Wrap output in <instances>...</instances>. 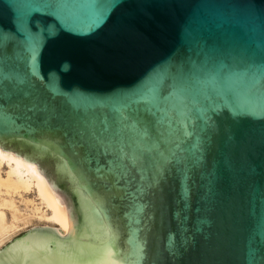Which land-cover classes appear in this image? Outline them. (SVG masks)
I'll list each match as a JSON object with an SVG mask.
<instances>
[{
	"label": "water",
	"instance_id": "1",
	"mask_svg": "<svg viewBox=\"0 0 264 264\" xmlns=\"http://www.w3.org/2000/svg\"><path fill=\"white\" fill-rule=\"evenodd\" d=\"M0 146L69 221L0 264H264V0H0Z\"/></svg>",
	"mask_w": 264,
	"mask_h": 264
},
{
	"label": "bare ground",
	"instance_id": "2",
	"mask_svg": "<svg viewBox=\"0 0 264 264\" xmlns=\"http://www.w3.org/2000/svg\"><path fill=\"white\" fill-rule=\"evenodd\" d=\"M5 163L8 169L3 171L2 165ZM15 197H25V203L31 206V211L21 213ZM0 206L11 208L15 222L27 223L34 218L38 222L42 221L60 228L64 234L68 232V212L63 197L51 187L35 163L6 151L2 146H0ZM15 222L7 224L3 211H0V242L9 235Z\"/></svg>",
	"mask_w": 264,
	"mask_h": 264
},
{
	"label": "rangeland",
	"instance_id": "3",
	"mask_svg": "<svg viewBox=\"0 0 264 264\" xmlns=\"http://www.w3.org/2000/svg\"><path fill=\"white\" fill-rule=\"evenodd\" d=\"M3 148V147H2ZM4 149V148H3ZM6 150V149H5ZM6 151H9V152H13V151H10V150H6ZM16 154V152H13ZM17 155V154H16ZM22 157V156H20ZM24 158V157H22ZM8 167H7V164H3L2 165V170L5 171L7 170ZM27 197H32V195H27ZM20 198V199H19ZM22 197H15V200H16V205H17V208L18 210L21 212V213H29L31 211V206L27 205L25 202V197L22 198ZM64 200V198H63ZM65 202V200H64ZM66 203V202H65ZM0 211H3V214H4V218H5V222L7 224H13L15 222L14 218H13V215H12V212H11V208H8V207H4V206H0ZM28 211V212H27ZM18 224V225H17ZM16 226V227H15ZM15 226H14V230L12 229L10 232H9V235L4 238V240L2 242H0V250L6 246L10 241H12L14 238L18 237L19 235H21L22 233L28 231L29 229L33 228V227H36V226H45V227H51V228H56L55 226H53L52 224H48V223H44L42 221L38 222L37 219H32L31 222H27V223H22V221H16L15 222ZM15 231V232H14Z\"/></svg>",
	"mask_w": 264,
	"mask_h": 264
}]
</instances>
